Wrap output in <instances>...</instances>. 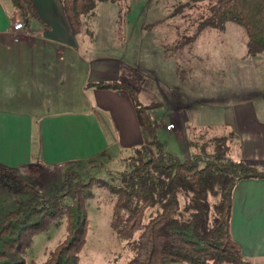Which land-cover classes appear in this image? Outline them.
Segmentation results:
<instances>
[{
	"label": "trees",
	"instance_id": "1",
	"mask_svg": "<svg viewBox=\"0 0 264 264\" xmlns=\"http://www.w3.org/2000/svg\"><path fill=\"white\" fill-rule=\"evenodd\" d=\"M7 1L20 12L24 27L37 18L31 0ZM106 1L123 0H60L71 32L77 33L83 16ZM208 4L206 15L197 20V30L221 31L233 22L247 36L246 55L264 54V0H213ZM95 85L127 91L142 144L122 150L107 170L100 162L108 155L105 151L77 161L76 165L106 170L107 177L84 180L79 172L67 170L60 186L47 197L14 169L0 164V197L16 195L14 208L0 220V264H37L24 259L34 236L51 223L58 225L61 218L66 222L65 236L40 264H79L85 244L86 203L93 196V186L105 187L113 196L109 226L131 247L128 264H248L230 234L232 195L239 181L264 178V170L230 156L227 141L234 133L214 137L181 159L157 140L156 122L148 114L151 106L140 103L137 88L122 80Z\"/></svg>",
	"mask_w": 264,
	"mask_h": 264
},
{
	"label": "rangeland",
	"instance_id": "2",
	"mask_svg": "<svg viewBox=\"0 0 264 264\" xmlns=\"http://www.w3.org/2000/svg\"><path fill=\"white\" fill-rule=\"evenodd\" d=\"M209 1L213 0L100 2L91 14L83 16L82 27L76 33L81 55L108 59L109 64L120 60V80L137 88L143 106H151L148 114L156 122L157 140L181 159H187L214 137H226L232 129L231 106L251 104L264 121V54L246 55L247 36L233 22H227L221 31L197 30V20L206 15ZM179 4L182 6L178 9ZM183 40L187 41L178 47ZM121 93L127 95L124 89ZM168 124L174 125L169 131ZM178 124L181 140L186 138L195 144L186 146L188 152L180 146ZM227 145L234 159L264 170V160L242 156L238 134L228 139ZM131 148L112 145L100 162L107 170L118 156L116 149ZM67 170L79 172L84 180L107 177L104 169L75 163L18 169L15 174L47 197L60 186ZM15 198L12 194L0 197V220L14 208ZM112 199L107 188L93 186V196L86 203L85 244L79 264H128L132 258L131 247L109 226ZM65 233L64 218L58 225L51 223L34 236L24 259L40 264Z\"/></svg>",
	"mask_w": 264,
	"mask_h": 264
},
{
	"label": "crops",
	"instance_id": "3",
	"mask_svg": "<svg viewBox=\"0 0 264 264\" xmlns=\"http://www.w3.org/2000/svg\"><path fill=\"white\" fill-rule=\"evenodd\" d=\"M31 1L37 18L14 41L11 24L20 12L0 0V164L14 170L47 169L107 153L112 145H141L128 93L95 85L120 81V60L109 64L108 59L81 55L60 0ZM229 108L234 115L228 132L239 135L242 156L264 160V121L256 108ZM181 133L178 124L180 146L188 152ZM230 234L248 264H262L264 178L236 184Z\"/></svg>",
	"mask_w": 264,
	"mask_h": 264
},
{
	"label": "built area",
	"instance_id": "4",
	"mask_svg": "<svg viewBox=\"0 0 264 264\" xmlns=\"http://www.w3.org/2000/svg\"><path fill=\"white\" fill-rule=\"evenodd\" d=\"M23 29H24L23 17L21 16V14H18L13 18V22L11 24V32L14 41L19 40V34L23 31ZM173 126H174L173 124H168L166 126V129L170 130L171 128H173Z\"/></svg>",
	"mask_w": 264,
	"mask_h": 264
}]
</instances>
